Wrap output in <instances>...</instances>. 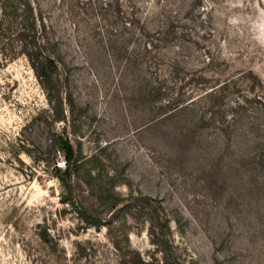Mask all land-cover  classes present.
I'll use <instances>...</instances> for the list:
<instances>
[{
  "label": "rangeland",
  "instance_id": "374dc122",
  "mask_svg": "<svg viewBox=\"0 0 264 264\" xmlns=\"http://www.w3.org/2000/svg\"><path fill=\"white\" fill-rule=\"evenodd\" d=\"M29 1L73 106L0 9V264H264V0Z\"/></svg>",
  "mask_w": 264,
  "mask_h": 264
},
{
  "label": "trees",
  "instance_id": "16d2710c",
  "mask_svg": "<svg viewBox=\"0 0 264 264\" xmlns=\"http://www.w3.org/2000/svg\"><path fill=\"white\" fill-rule=\"evenodd\" d=\"M0 9L3 12L6 28L13 29L12 36L17 43L21 45V54L24 55L31 68L38 77L41 87L46 94L48 104L52 109H56L59 117L55 119L56 122L64 121V104L68 105L72 110L73 101L70 97L65 95L64 90L67 88V81H62L59 75V61L50 57L42 42L44 41V27L39 31L37 20L35 18L33 6L29 0H0ZM2 22H0V28ZM65 95V97H64ZM50 147L54 154H61L64 167H54V176L59 181L61 187L64 189L68 203L74 205L73 196V178L77 176L79 166L77 162V153L71 144L69 138L63 133H57L51 140ZM146 200L152 202L153 200L147 198ZM114 206V209L118 206ZM78 213L90 225L101 226L99 220L88 216L81 211ZM157 236L159 243L162 245V252L164 253V262L162 264H180L174 257L172 246L169 240L170 228L166 218L157 217ZM144 264V263H143Z\"/></svg>",
  "mask_w": 264,
  "mask_h": 264
},
{
  "label": "built area",
  "instance_id": "2783aa9c",
  "mask_svg": "<svg viewBox=\"0 0 264 264\" xmlns=\"http://www.w3.org/2000/svg\"><path fill=\"white\" fill-rule=\"evenodd\" d=\"M60 167H64V161H63V159H62V164L61 165H59Z\"/></svg>",
  "mask_w": 264,
  "mask_h": 264
}]
</instances>
